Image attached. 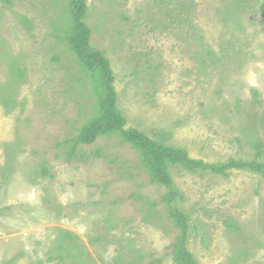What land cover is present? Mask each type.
I'll return each instance as SVG.
<instances>
[{"label":"rangeland","instance_id":"1","mask_svg":"<svg viewBox=\"0 0 264 264\" xmlns=\"http://www.w3.org/2000/svg\"><path fill=\"white\" fill-rule=\"evenodd\" d=\"M177 1L192 5L179 22ZM88 4L129 126L214 163L260 143L264 161V0ZM71 23L70 0H0V264H176L179 229L139 152L114 132L67 154L98 111ZM170 170L200 263L264 264V179Z\"/></svg>","mask_w":264,"mask_h":264},{"label":"trees","instance_id":"2","mask_svg":"<svg viewBox=\"0 0 264 264\" xmlns=\"http://www.w3.org/2000/svg\"><path fill=\"white\" fill-rule=\"evenodd\" d=\"M88 7V0H70L72 23L65 31L64 38L78 57L82 67L90 75L98 111L72 139L73 143L67 154L71 158L86 159L88 155L83 151V146L92 145L101 136L114 132L119 133L124 141L139 152L141 162L148 170L151 180L166 190L163 201L168 205L169 216L179 229L172 250L175 263L201 264L190 248L191 219L179 207L180 203L186 201V195L176 183L170 167L171 165H182L190 171L202 170L217 174L231 170H248L264 179V161L261 159L260 143L256 145L255 156L250 160L231 157L214 163L192 157L188 149L169 144L167 142L168 132L164 129L153 128L148 132L135 126H129L128 118L120 107L119 92L116 87L117 78L111 61L101 49L91 45L92 30L85 21ZM191 9L192 5L188 2L177 1V16L181 17L178 18V22L183 19L181 15H188ZM92 155L100 157L101 151L97 149L92 152Z\"/></svg>","mask_w":264,"mask_h":264}]
</instances>
